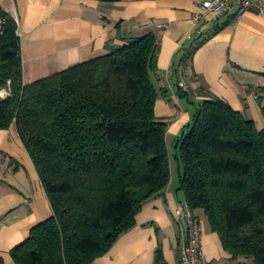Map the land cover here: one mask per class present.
Masks as SVG:
<instances>
[{
  "label": "trees",
  "instance_id": "1",
  "mask_svg": "<svg viewBox=\"0 0 264 264\" xmlns=\"http://www.w3.org/2000/svg\"><path fill=\"white\" fill-rule=\"evenodd\" d=\"M18 32L0 5V129L16 126L53 216L11 255L15 264H94L171 183L169 122L156 115L157 101L170 98L156 86L158 39L147 35L25 84ZM196 49L178 54L180 66ZM256 93L264 115V89ZM176 148L191 210L205 211L233 260L264 264V129L211 97ZM163 263L159 248L156 264Z\"/></svg>",
  "mask_w": 264,
  "mask_h": 264
},
{
  "label": "crops",
  "instance_id": "2",
  "mask_svg": "<svg viewBox=\"0 0 264 264\" xmlns=\"http://www.w3.org/2000/svg\"><path fill=\"white\" fill-rule=\"evenodd\" d=\"M202 1L0 0V5L19 20L25 84L156 35L161 72L156 86L170 92L169 99L157 101L156 115L169 122L168 144L170 137L175 143L179 140L198 108L211 97L229 103L264 129L256 93L264 89V16L254 11L238 15L233 7L219 16L209 13L196 25L193 18ZM195 48L187 65L180 66L178 54ZM179 88L190 99L181 98ZM171 174L164 194L147 202L136 226L94 264H156L159 248L163 264H182L179 247L186 224L175 212L187 202L175 184L172 166ZM194 213L203 226L208 263L251 264L247 259L233 260L212 231L205 211ZM52 216L49 198L16 126L0 129V260L15 264L12 250Z\"/></svg>",
  "mask_w": 264,
  "mask_h": 264
},
{
  "label": "built area",
  "instance_id": "3",
  "mask_svg": "<svg viewBox=\"0 0 264 264\" xmlns=\"http://www.w3.org/2000/svg\"><path fill=\"white\" fill-rule=\"evenodd\" d=\"M237 7L238 15L246 11H254L264 16V0H203L199 12L193 18L196 25H200L206 19V15L214 13L221 15ZM19 25L18 18H14ZM21 37L20 33L18 32ZM178 219L184 220L186 224V235L179 247L182 264H210L206 261L203 249V226L199 218L185 203L183 209L175 212Z\"/></svg>",
  "mask_w": 264,
  "mask_h": 264
},
{
  "label": "rangeland",
  "instance_id": "4",
  "mask_svg": "<svg viewBox=\"0 0 264 264\" xmlns=\"http://www.w3.org/2000/svg\"><path fill=\"white\" fill-rule=\"evenodd\" d=\"M5 95H6V92L5 91L2 92V97H4ZM176 144L177 142L175 143V140H173V138L170 137L168 140V148H169L170 157H171V166H172L174 181H175V184L180 186V173H182V166H181V163L177 160V156L180 155V152L179 150H177Z\"/></svg>",
  "mask_w": 264,
  "mask_h": 264
}]
</instances>
